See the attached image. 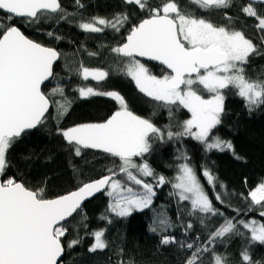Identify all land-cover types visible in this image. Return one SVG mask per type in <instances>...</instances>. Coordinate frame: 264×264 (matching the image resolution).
Wrapping results in <instances>:
<instances>
[{
    "label": "snow or ice",
    "instance_id": "snow-or-ice-1",
    "mask_svg": "<svg viewBox=\"0 0 264 264\" xmlns=\"http://www.w3.org/2000/svg\"><path fill=\"white\" fill-rule=\"evenodd\" d=\"M125 2L138 6L141 11L147 10L148 15L131 26L126 42L114 47L112 52L128 58L123 67L125 74L134 81L139 92L168 109L170 120L181 108L190 116L161 128L151 118L130 110L125 98L117 91H99L90 86L79 88L80 97L107 96L118 108L103 122L77 124L66 129L58 127V133L74 147L76 156L81 155L82 149H99L118 158L119 163L116 168L108 169V175L49 198L43 187L31 188L7 175V154L23 134L45 125L51 107H56L54 119L59 121L67 114L71 101L64 97L60 87L51 92L44 90L45 83L54 77L53 65L61 53L30 39L13 21L21 18L39 23L47 14L61 13L63 9L60 0H0V264H61L69 218L81 214L84 201L100 192L111 198L108 212L117 217H128L134 211L151 208L155 189L172 183L175 191L170 195L177 196L180 201H190V215L197 212L223 215L214 207L186 152L176 156L181 162L176 165L174 183L156 173L145 157L153 150L154 143L179 141L185 137L204 145L206 151L233 150L231 141L214 135V129L222 123L225 112L224 90H234L249 112L264 107V78H252L245 71L250 56L258 49L242 29L194 15L183 9L179 0H159L155 6H150L148 0ZM190 3L209 13L232 6V0H190ZM241 11L254 17L256 29L264 33V14L252 3L242 7ZM59 18L64 19L63 16ZM128 19L127 13L117 14L112 20L92 17L79 27L92 33L102 32L105 27L119 31ZM226 19L231 21L227 15ZM137 57L159 62L162 66L160 74H154ZM79 75L84 80L91 78L99 82L105 80L109 72L81 65ZM57 94L64 97L63 102L52 99ZM121 174L123 179L118 178ZM202 175L214 188L216 178L213 174L205 168ZM146 178H152L154 182ZM248 195L249 211L258 205L259 216L264 218V182ZM215 198L223 203L219 194ZM234 211L239 215V209ZM153 223L155 226H151L150 231L154 233L158 228L167 232L175 227L166 216ZM241 226L250 234L249 245H264V220L255 218L225 219L210 233L208 243L228 235L244 236ZM186 227L191 229L192 224ZM91 235L94 241L88 249L90 252L108 247L105 230H97ZM79 243V239H73L67 247ZM160 243H179L181 248L192 250L184 264H202V253H211L212 264H228L227 257L206 245L179 242L172 235H162ZM240 260L241 264H264V261L253 260L248 247L241 251Z\"/></svg>",
    "mask_w": 264,
    "mask_h": 264
},
{
    "label": "trees",
    "instance_id": "trees-1",
    "mask_svg": "<svg viewBox=\"0 0 264 264\" xmlns=\"http://www.w3.org/2000/svg\"><path fill=\"white\" fill-rule=\"evenodd\" d=\"M148 3L155 6L159 0H148ZM179 3L194 15L205 16L216 24L242 29L258 49L250 56L245 71L252 78H264V33L256 29L254 17L241 11L248 4L247 0H232L231 7L211 13L190 3V0H179ZM60 4L63 12L47 14L39 23H30L25 19L13 21L30 39L61 53L53 70L54 77L44 90L51 92L53 88L60 87L64 97L71 101L67 114L59 121L54 119L56 107H51L45 125L23 134L7 154V175L16 177L28 187H43L49 198L74 191L81 183L108 175V169L116 168L119 163L118 158L97 149H82L81 155L76 156L74 147L58 133V127L66 129L77 124L103 122L118 108L111 98L80 97L79 88L90 86L99 91H117L125 98L130 110L151 118L161 128L169 123L182 122L190 116L186 109L181 108L174 112V118L170 120L168 109L158 106V102L139 92L134 81L125 74L123 67L128 59L112 52L114 47L125 42L132 25L147 17V10L141 11L125 0H79V3L77 0H60ZM253 7L264 14V4ZM120 13H127L129 19L119 31L105 27L102 32L92 33L79 27L80 23L92 17L112 20ZM225 14L231 17V21L226 19ZM49 32L53 35L49 36ZM146 64L154 74H160L162 67ZM81 65L108 71L109 75L99 82L84 80L79 75ZM224 94L225 112L222 123L214 129V135L231 141L233 150L206 151L204 145L185 137L179 141L154 143L153 150L145 157L156 173L174 183L176 165L181 162L176 160V156L186 152L214 207L223 215L199 212L190 215L191 204L170 195L175 191L172 183L155 189L151 208L134 211L128 217H117L108 212L110 197L102 193L89 201L83 212L76 214L66 225L69 231L63 238L65 254L61 264H121V261L124 264H184L192 250L181 248L179 243L162 245V235L175 236L179 242L206 245L213 252L227 257L228 264H241L240 253L245 247H248L253 260L264 261V245H249L250 234L242 226L240 231L245 233L244 236L228 235L208 243L210 233L225 219L264 220L259 216L260 206H252L253 210L249 211L251 201L248 195L250 190L264 182V107L249 112L234 90H224ZM64 97L57 94L52 99L63 102ZM137 160L139 162V158ZM205 168L216 178L214 188L202 175ZM118 178L123 179V175ZM146 179L154 182L152 178ZM217 194L223 203L216 200ZM234 209L240 210L239 215ZM84 216L87 218L84 219ZM104 216L107 219H102ZM161 216L169 217L175 227L167 232L159 228L155 233L150 231V227L155 226L154 220ZM189 223L192 224L191 229L186 227ZM101 229L105 230L104 239L108 247L90 252L88 249L94 241L91 233ZM73 239H79L80 243L68 248L69 241ZM201 255L202 264H212L211 253Z\"/></svg>",
    "mask_w": 264,
    "mask_h": 264
},
{
    "label": "water",
    "instance_id": "water-1",
    "mask_svg": "<svg viewBox=\"0 0 264 264\" xmlns=\"http://www.w3.org/2000/svg\"><path fill=\"white\" fill-rule=\"evenodd\" d=\"M248 1V3H252L253 5H260V4H264V0H247ZM51 14H56V13H51ZM17 19H21V18H17ZM125 42H126V39H125ZM121 57V56H120ZM122 58H124V59H128V58H126V57H122ZM137 59H140L142 62H144V63H150V64H155V65H158V66H160V67H162L160 64H159V62H157V61H148L146 58H141V57H137ZM57 62H58V60L55 62V64L53 65V70H54V67H55V65L57 64ZM52 80V78H50V80L49 81H51ZM49 81H47L46 83H45V85L49 82ZM50 110H51V108H50ZM50 110H49V112H50ZM49 114V113H48ZM48 114H46V115H48ZM32 131H34V130H31V131H28V132H26V133H29V132H32ZM102 193H104V192H100V193H96L93 197H90L89 199H87V200H85L84 201V203H83V205H82V208L89 202V201H92L93 199H95V198H97L98 196H100ZM76 214H74V216H75ZM72 218H69V220H71ZM64 254H65V252H64ZM64 254H63V256H62V258H61V263H62V261H63V259H64Z\"/></svg>",
    "mask_w": 264,
    "mask_h": 264
},
{
    "label": "rangeland",
    "instance_id": "rangeland-1",
    "mask_svg": "<svg viewBox=\"0 0 264 264\" xmlns=\"http://www.w3.org/2000/svg\"><path fill=\"white\" fill-rule=\"evenodd\" d=\"M89 79H91V78H89ZM93 80V79H92ZM104 97H107V96H104ZM107 98H110V97H107ZM97 150H99V149H97ZM216 150V149H215ZM102 151V150H101ZM111 199V198H110ZM189 203H190V201H188Z\"/></svg>",
    "mask_w": 264,
    "mask_h": 264
}]
</instances>
